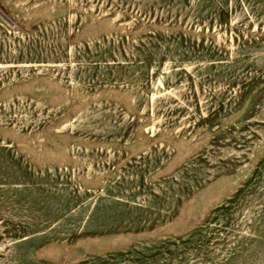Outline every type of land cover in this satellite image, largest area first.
Here are the masks:
<instances>
[{
    "label": "rangeland",
    "instance_id": "obj_1",
    "mask_svg": "<svg viewBox=\"0 0 264 264\" xmlns=\"http://www.w3.org/2000/svg\"><path fill=\"white\" fill-rule=\"evenodd\" d=\"M0 11V264H264V0Z\"/></svg>",
    "mask_w": 264,
    "mask_h": 264
},
{
    "label": "water",
    "instance_id": "obj_2",
    "mask_svg": "<svg viewBox=\"0 0 264 264\" xmlns=\"http://www.w3.org/2000/svg\"><path fill=\"white\" fill-rule=\"evenodd\" d=\"M0 15L3 16L6 20H8L7 17L1 11H0Z\"/></svg>",
    "mask_w": 264,
    "mask_h": 264
}]
</instances>
